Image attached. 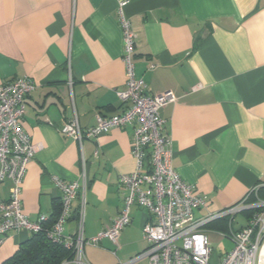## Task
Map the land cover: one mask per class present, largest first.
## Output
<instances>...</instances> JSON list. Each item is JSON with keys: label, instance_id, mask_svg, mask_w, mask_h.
<instances>
[{"label": "crops", "instance_id": "obj_1", "mask_svg": "<svg viewBox=\"0 0 264 264\" xmlns=\"http://www.w3.org/2000/svg\"><path fill=\"white\" fill-rule=\"evenodd\" d=\"M122 11L135 34L136 77L149 95L170 91L176 98L160 116L172 140V166L206 202L195 215L235 204L264 173V0H128ZM123 50L117 0H0V83L27 77L34 85L21 118L39 145L21 184V207L30 220L57 211L53 176L74 181L84 173L86 238L122 207L119 176L135 168L133 127H113L81 143L59 130L73 118L86 129L97 114L125 109L128 102L117 96L127 78ZM10 186L9 180L0 183L1 200ZM258 196L264 198V187ZM76 205L65 235L76 229ZM130 215L119 236L124 256L110 252L113 243L104 238L84 245L89 264H116L145 248L147 212L134 205ZM239 216L233 229L247 223V213ZM222 219L206 227L212 264L233 246L217 230L223 223L228 229ZM30 235L19 230L3 236L0 262Z\"/></svg>", "mask_w": 264, "mask_h": 264}, {"label": "built area", "instance_id": "obj_2", "mask_svg": "<svg viewBox=\"0 0 264 264\" xmlns=\"http://www.w3.org/2000/svg\"><path fill=\"white\" fill-rule=\"evenodd\" d=\"M117 1L123 31L122 60L127 75L125 88L117 91V96L128 105L121 113L111 116L97 114L95 124L86 129H82L73 118L59 131L81 143L85 139H95L113 127H133L131 154L135 168L119 176L122 207L109 225L86 238L83 223L88 184L82 173L74 181L52 177L60 191V208L50 227L44 225L47 216L39 215L36 220H30L24 214L20 200L21 184L27 164L39 145L31 142L21 126L25 98L34 88L33 82L27 77L15 78L0 83V183L5 180L11 182L8 199H0V243L3 236L11 231L24 230L33 234L48 229L47 236L53 243L62 244L72 251V257L61 264H89L84 256V245L97 246L106 238L119 247L120 233L130 222L132 206L137 205L147 212L142 227L146 246L116 264H212L213 250L206 227L222 218L228 220L229 231L224 235L233 246L215 264H264V198L258 196V190L264 187V173L235 204L201 217L195 215L206 202L172 166V140L160 116V109L176 98L170 91L149 95L145 82L136 77L133 62L135 34L122 11L128 0ZM74 201H77V226L71 235H65L64 224L72 215ZM249 211L247 223L233 229V218Z\"/></svg>", "mask_w": 264, "mask_h": 264}, {"label": "trees", "instance_id": "obj_3", "mask_svg": "<svg viewBox=\"0 0 264 264\" xmlns=\"http://www.w3.org/2000/svg\"><path fill=\"white\" fill-rule=\"evenodd\" d=\"M60 208H57L54 216L48 218L44 223L45 227L48 228L54 222ZM251 212H247L249 215ZM227 221V219H222ZM215 223H210L208 225L213 227ZM227 224L223 223L217 226V230L223 233H227ZM47 230L44 229L40 232L33 233L21 242L17 249L13 252L11 256L1 261L0 264H61L64 260L70 259L72 257V251L65 248L62 244L53 243L47 236Z\"/></svg>", "mask_w": 264, "mask_h": 264}, {"label": "rangeland", "instance_id": "obj_4", "mask_svg": "<svg viewBox=\"0 0 264 264\" xmlns=\"http://www.w3.org/2000/svg\"><path fill=\"white\" fill-rule=\"evenodd\" d=\"M239 215H240V214L236 215L235 220H238V219L240 218ZM235 220L232 222V225H233L234 227H236ZM218 242H219V239L214 240V245H215V247L218 245ZM224 244H225V247H226L227 250H229V249L231 248V243H230V241H228L227 239L224 241ZM232 244H233V243H232ZM119 246H120V249H118L117 246H115L114 244H112V245H109V248L111 249L110 252H111V251H112V252H113V251H116V255H117L118 257H120V259H121V257L124 256V253H125V251H126V249H127V246H126L123 242H121V240H119ZM114 257H115V256H114Z\"/></svg>", "mask_w": 264, "mask_h": 264}]
</instances>
